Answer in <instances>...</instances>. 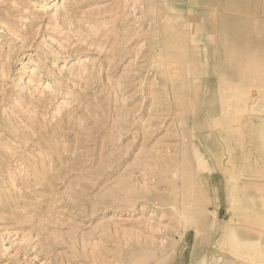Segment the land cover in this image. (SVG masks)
Here are the masks:
<instances>
[{
    "label": "rangeland",
    "instance_id": "rangeland-1",
    "mask_svg": "<svg viewBox=\"0 0 264 264\" xmlns=\"http://www.w3.org/2000/svg\"><path fill=\"white\" fill-rule=\"evenodd\" d=\"M237 2L264 26V0ZM192 8L0 0V264H204L223 251L209 219L233 215L234 191L193 117L210 98L191 70Z\"/></svg>",
    "mask_w": 264,
    "mask_h": 264
},
{
    "label": "bare ground",
    "instance_id": "bare-ground-1",
    "mask_svg": "<svg viewBox=\"0 0 264 264\" xmlns=\"http://www.w3.org/2000/svg\"><path fill=\"white\" fill-rule=\"evenodd\" d=\"M189 3L194 13L190 20L195 34L193 43L198 51L197 63L191 70H197L198 88L210 98L207 105L193 110V117L197 121L202 116L196 122L202 150L223 163V172L234 191L233 215L222 219L215 211L209 219L213 220L215 233L211 244L225 243L226 247L223 251L210 248V253L203 255V262L264 264V157L256 148L259 143L262 150L264 142L253 130L259 129L263 120L258 115L255 72L264 59V26L246 22L237 0ZM176 58L173 56L174 61L180 59L178 54ZM191 70L187 69L185 74ZM246 127L250 132L247 138L243 134ZM195 231L202 233L198 227Z\"/></svg>",
    "mask_w": 264,
    "mask_h": 264
}]
</instances>
